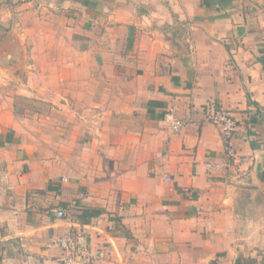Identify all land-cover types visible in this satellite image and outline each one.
Instances as JSON below:
<instances>
[{
    "label": "crops",
    "instance_id": "obj_1",
    "mask_svg": "<svg viewBox=\"0 0 264 264\" xmlns=\"http://www.w3.org/2000/svg\"><path fill=\"white\" fill-rule=\"evenodd\" d=\"M70 224L97 264H264V0H0V264H60Z\"/></svg>",
    "mask_w": 264,
    "mask_h": 264
},
{
    "label": "built area",
    "instance_id": "obj_2",
    "mask_svg": "<svg viewBox=\"0 0 264 264\" xmlns=\"http://www.w3.org/2000/svg\"><path fill=\"white\" fill-rule=\"evenodd\" d=\"M205 120L216 127L225 145L226 153L232 157L231 141L237 131V121L233 113L223 109H208L205 113ZM165 121L169 123L170 130L178 133L183 127V122L176 119L169 112L165 115ZM211 167V166H209ZM66 181V179H63ZM76 202L71 203L70 207L59 208L54 211L58 220H69V209L75 207ZM70 229L53 242V246L62 251L60 264H97L104 259L105 253L102 249L93 250L88 245V236L83 228H75L70 224Z\"/></svg>",
    "mask_w": 264,
    "mask_h": 264
},
{
    "label": "rangeland",
    "instance_id": "obj_3",
    "mask_svg": "<svg viewBox=\"0 0 264 264\" xmlns=\"http://www.w3.org/2000/svg\"><path fill=\"white\" fill-rule=\"evenodd\" d=\"M73 108L75 109V106ZM55 110L59 111L60 107L58 105H52L51 103L41 102L40 100L19 98L14 102L15 117L24 120L25 125H31V123L37 124V131L42 140L49 138L46 135L48 131L50 132L53 130L51 128L52 125L57 126L61 123L62 118L60 113L54 112L53 118L46 119V117ZM50 137L53 136L50 135Z\"/></svg>",
    "mask_w": 264,
    "mask_h": 264
},
{
    "label": "trees",
    "instance_id": "obj_4",
    "mask_svg": "<svg viewBox=\"0 0 264 264\" xmlns=\"http://www.w3.org/2000/svg\"><path fill=\"white\" fill-rule=\"evenodd\" d=\"M88 216H89V217H92V216H96V214H94V213H89Z\"/></svg>",
    "mask_w": 264,
    "mask_h": 264
}]
</instances>
